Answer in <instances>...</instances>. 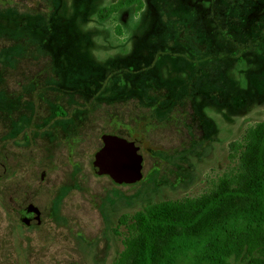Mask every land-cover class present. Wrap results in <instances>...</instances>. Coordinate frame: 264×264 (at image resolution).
Returning <instances> with one entry per match:
<instances>
[{"label": "rangeland", "instance_id": "obj_1", "mask_svg": "<svg viewBox=\"0 0 264 264\" xmlns=\"http://www.w3.org/2000/svg\"><path fill=\"white\" fill-rule=\"evenodd\" d=\"M115 1L0 0V264H113L134 213L212 191L236 167L229 144L264 120L262 0L98 18ZM103 132L140 145V181L94 174ZM11 193L40 205L38 227Z\"/></svg>", "mask_w": 264, "mask_h": 264}, {"label": "trees", "instance_id": "obj_2", "mask_svg": "<svg viewBox=\"0 0 264 264\" xmlns=\"http://www.w3.org/2000/svg\"><path fill=\"white\" fill-rule=\"evenodd\" d=\"M143 5L117 0L97 16L105 20L127 7L138 13ZM229 149L236 167L212 191L134 213L113 264H264V120Z\"/></svg>", "mask_w": 264, "mask_h": 264}, {"label": "water", "instance_id": "obj_3", "mask_svg": "<svg viewBox=\"0 0 264 264\" xmlns=\"http://www.w3.org/2000/svg\"><path fill=\"white\" fill-rule=\"evenodd\" d=\"M100 141L102 146L92 160L94 174L107 176L117 184H134L141 180L143 157L136 141L113 134H101ZM33 218L38 220L39 216L34 214Z\"/></svg>", "mask_w": 264, "mask_h": 264}, {"label": "flooded vegetation", "instance_id": "obj_4", "mask_svg": "<svg viewBox=\"0 0 264 264\" xmlns=\"http://www.w3.org/2000/svg\"><path fill=\"white\" fill-rule=\"evenodd\" d=\"M235 0H229V2H231V4L229 5V2H228V0H220L219 1V3L221 4V6L224 4V5H226L227 7H225V8H227V9H231V5H232V2H234ZM143 2H144V0H143ZM245 3H249V5L248 6H253V4H251V2H248V1H246ZM144 4V3H143ZM256 5H258V3H255ZM259 4L261 5V7H264V0H262V2H260L259 1ZM195 8V9H194ZM143 9V8H142ZM183 9H184V11H187V12H189L190 10H194L198 15H199V11L200 10H198V8L197 7H195V6H192L191 4H186L184 7H183ZM142 11V10H141ZM140 12V11H139ZM162 14H163V12H162ZM197 14H195V19H197ZM191 16H192V12H191V14H190ZM189 15V16H190ZM190 16V17H191ZM154 35H156V37L157 36H159V37H162V35H159V33L158 34H154ZM164 35V34H163ZM154 39H151V40H148V42H150V41H153ZM162 40H165V39H156V40H154V41H158V42H160V41H162ZM57 117H59V118H61V119H66L67 117H68V115L66 114V110L64 109V108H61V107H59V112L57 113V114H55ZM76 117H75V115H71L70 114V120H71V122H75L76 121V119H75ZM101 134H113V135H117V136H120V135H118V134H116V133H101ZM100 134V135H101ZM100 135H99V140H100ZM71 146V145H70ZM70 146H69V148L67 149V153L68 154H70L71 153V148H70ZM101 146H102V143H101V141H100V146H99V148H101ZM98 148V149H99ZM94 155V154H93ZM93 160V159H92ZM91 165H92V161H91ZM43 176V174H41V177ZM112 183H114V182H112ZM115 184V183H114ZM14 196H16L15 194H12L11 193V196H10V199H9V202L11 203V205H12V211L13 212H15V214L17 215V218H18V222L21 224V225H23L24 227H26V228H33V227H38L40 224H41V222H42V218H43V213H42V211H41V209H40V205L38 204V203H35V202H33V200H29L27 197H25V199H21L20 201H21V205H17L16 203H15V199H14ZM34 214H37L38 216H39V218H38V220L36 219V220H34V218H33V215ZM34 221H38V223H35Z\"/></svg>", "mask_w": 264, "mask_h": 264}]
</instances>
